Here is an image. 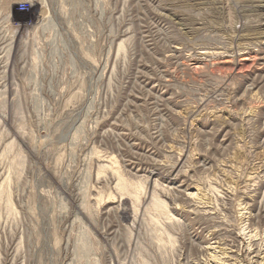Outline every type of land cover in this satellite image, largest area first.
Returning a JSON list of instances; mask_svg holds the SVG:
<instances>
[{"label": "rangeland", "instance_id": "1", "mask_svg": "<svg viewBox=\"0 0 264 264\" xmlns=\"http://www.w3.org/2000/svg\"><path fill=\"white\" fill-rule=\"evenodd\" d=\"M0 264H264V0H0Z\"/></svg>", "mask_w": 264, "mask_h": 264}, {"label": "built area", "instance_id": "2", "mask_svg": "<svg viewBox=\"0 0 264 264\" xmlns=\"http://www.w3.org/2000/svg\"><path fill=\"white\" fill-rule=\"evenodd\" d=\"M22 3H25V2H22ZM24 8H25V4H22V5L19 6V9H24Z\"/></svg>", "mask_w": 264, "mask_h": 264}]
</instances>
